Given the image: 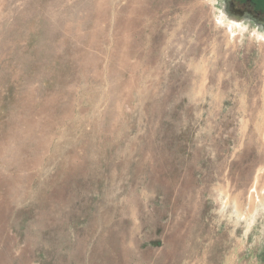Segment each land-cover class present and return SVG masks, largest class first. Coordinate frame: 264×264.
<instances>
[{"label":"rangeland","instance_id":"1","mask_svg":"<svg viewBox=\"0 0 264 264\" xmlns=\"http://www.w3.org/2000/svg\"><path fill=\"white\" fill-rule=\"evenodd\" d=\"M261 41L264 0H0V264H264Z\"/></svg>","mask_w":264,"mask_h":264},{"label":"bare ground","instance_id":"2","mask_svg":"<svg viewBox=\"0 0 264 264\" xmlns=\"http://www.w3.org/2000/svg\"><path fill=\"white\" fill-rule=\"evenodd\" d=\"M231 5V4H230ZM232 9V8H231ZM238 12V14H240V18H244L246 21H247V23H249L250 22V17H253V15H251L250 13H248V12H239V11H237ZM257 22V21H256ZM258 183V182H257ZM263 187V186H262ZM251 197H252V194H251ZM252 199V198H251Z\"/></svg>","mask_w":264,"mask_h":264},{"label":"crops","instance_id":"3","mask_svg":"<svg viewBox=\"0 0 264 264\" xmlns=\"http://www.w3.org/2000/svg\"><path fill=\"white\" fill-rule=\"evenodd\" d=\"M260 43H261V45H263L264 44V41H261Z\"/></svg>","mask_w":264,"mask_h":264}]
</instances>
